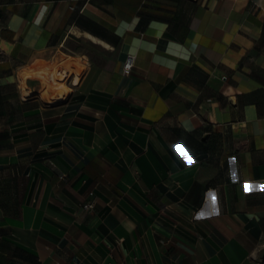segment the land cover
<instances>
[{"label": "crops", "instance_id": "0c3cea01", "mask_svg": "<svg viewBox=\"0 0 264 264\" xmlns=\"http://www.w3.org/2000/svg\"><path fill=\"white\" fill-rule=\"evenodd\" d=\"M66 3L0 38L17 60L0 67V264H264V0H113L94 13L107 40L60 28ZM85 34L104 52L69 46ZM71 59L65 98L25 91Z\"/></svg>", "mask_w": 264, "mask_h": 264}, {"label": "rangeland", "instance_id": "374dc122", "mask_svg": "<svg viewBox=\"0 0 264 264\" xmlns=\"http://www.w3.org/2000/svg\"><path fill=\"white\" fill-rule=\"evenodd\" d=\"M57 1H59L57 3ZM62 1H67L65 4V8L71 6L72 13L71 15H68L63 21L62 17L60 19V28H63L64 24L69 25H76L75 27H79V24H83L91 29L104 32L108 36H112V31L108 27V21L110 19L107 18H97L94 16V13L99 12H107V9H102L101 6L106 7L109 2H112L113 0H0V38L1 37H10L11 28L13 25L11 24L12 17L17 14L21 13L24 15H27L32 9L36 8L37 5L39 6H49L52 2V5H62ZM86 6V9H85ZM107 8V7H106ZM109 15V14H108ZM47 18H44L41 23L35 25L37 29L40 30V35L38 36V39L42 36L41 34L45 31L49 32L47 30ZM39 21V19H38ZM59 24V23H58ZM57 24V25H58ZM26 25V24H25ZM68 29V28H67ZM71 29V28H70ZM72 31V30H71ZM25 35V34H24ZM86 39L84 38H76L72 37L69 41V46L76 52L80 53H86V54H98V52H104V49L98 45L92 44L89 40H92L93 42L99 44V38L92 36L91 38L85 34L84 35ZM23 37V36H22ZM22 37L20 38L19 44L27 45L30 43L31 36H27V39L23 42ZM103 41V40H102ZM105 42V41H104ZM103 46V45H102ZM105 47V46H103ZM106 48V47H105ZM42 55L35 56L41 57ZM17 60L14 58L9 59V56L3 54L0 50V67L5 66L6 64H15ZM81 64V60H79ZM4 64V65H3ZM62 64V60L55 63L56 65L54 69L57 67L59 68ZM26 65V64H23ZM46 62L42 64V67H44ZM26 71V70H25ZM23 71L22 73H24ZM7 72H4L3 69H0V76L2 74H5ZM21 73V78H22ZM23 79V78H22ZM24 80V79H23ZM32 81L34 83H38L39 86H41V93L43 94L45 91V85L42 83L40 79H30L24 81V89L25 91L28 90L27 88V82ZM47 98V97H45ZM1 110V109H0Z\"/></svg>", "mask_w": 264, "mask_h": 264}, {"label": "bare ground", "instance_id": "6f19581e", "mask_svg": "<svg viewBox=\"0 0 264 264\" xmlns=\"http://www.w3.org/2000/svg\"><path fill=\"white\" fill-rule=\"evenodd\" d=\"M75 71L81 74L83 68L74 59H71L61 64L59 68L54 69L51 64H47L42 70L25 72L23 79L24 81L40 79L45 85L43 96L49 98V100H61L65 98L64 96L70 90L68 81L74 76L71 75Z\"/></svg>", "mask_w": 264, "mask_h": 264}, {"label": "built area", "instance_id": "2783aa9c", "mask_svg": "<svg viewBox=\"0 0 264 264\" xmlns=\"http://www.w3.org/2000/svg\"><path fill=\"white\" fill-rule=\"evenodd\" d=\"M62 47H63V45H62ZM133 66H134V58L131 56V55H129L128 57H127V59H126V61H125V63H124V66H123V73L125 74V75H129L130 74V72H131V70H132V68H133ZM70 81V80H69ZM69 81H68V83H69ZM214 190H208L206 193H207V195L208 194H210V193H212ZM206 200H210V198H208V197H206L205 198ZM94 207V204L92 203V202H88V203H86L85 205H83V208L84 209H86V210H90V209H92ZM214 212L212 211L211 212V214H213ZM200 214V212H198V215Z\"/></svg>", "mask_w": 264, "mask_h": 264}, {"label": "trees", "instance_id": "16d2710c", "mask_svg": "<svg viewBox=\"0 0 264 264\" xmlns=\"http://www.w3.org/2000/svg\"><path fill=\"white\" fill-rule=\"evenodd\" d=\"M79 26L82 28V29H85L86 31H89L91 32L92 34L102 38V39H105L107 40L108 39V36L104 33V32H100V31H97V30H94V29H91L83 24H79Z\"/></svg>", "mask_w": 264, "mask_h": 264}]
</instances>
